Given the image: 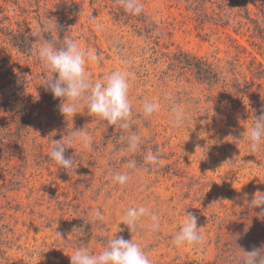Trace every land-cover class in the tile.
Wrapping results in <instances>:
<instances>
[{
  "label": "rangeland",
  "instance_id": "374dc122",
  "mask_svg": "<svg viewBox=\"0 0 264 264\" xmlns=\"http://www.w3.org/2000/svg\"><path fill=\"white\" fill-rule=\"evenodd\" d=\"M189 2L139 0L162 34L158 39L139 32L133 22L116 19L104 0L83 1L71 38L81 49H95L99 55L98 62L86 65L94 81L120 68L132 73L129 95L135 123L122 129L85 106L76 116H66L68 126L62 127L44 106L16 157L0 158V264H71L80 243L98 254L115 234L140 243L152 264H240V249L264 247V218L255 214L259 209L248 207L255 193H264V145L249 151L243 134L249 131L247 121L232 114L221 85L196 81L175 60L182 51L220 61L225 70L234 46L230 38L246 43L195 16ZM52 3L46 0L48 6L40 9L35 0H17V8L0 0V32L7 26L33 30L38 14L48 18ZM35 38L33 57L12 50L3 38L0 55L5 47L10 67L30 70L40 79L48 70L37 56L43 41ZM146 100L161 108L143 118ZM173 104L184 112L180 127L170 123ZM72 130H83L90 147L74 143L66 150L74 167L64 169L49 153L52 142ZM130 133L143 138L140 153L124 151L120 137ZM149 150L159 152L160 164L144 171L149 166L143 154ZM129 159L137 161L139 171L124 166ZM114 171L130 172L133 179L118 185L112 180ZM139 206L159 215L158 232L149 230L147 218L135 231L123 224L126 209ZM246 208L248 215L243 213ZM184 212L194 213L198 227H203L199 246L172 243ZM57 233L69 243L65 245Z\"/></svg>",
  "mask_w": 264,
  "mask_h": 264
},
{
  "label": "trees",
  "instance_id": "16d2710c",
  "mask_svg": "<svg viewBox=\"0 0 264 264\" xmlns=\"http://www.w3.org/2000/svg\"><path fill=\"white\" fill-rule=\"evenodd\" d=\"M3 1L19 8L17 0ZM35 1L37 8L41 9V5L48 6L44 4L46 0ZM83 1L53 0L49 5L48 18L44 20L38 14L33 30L7 26L0 32V39L3 38L19 54L33 57L35 35L42 41L55 39L58 45L65 37H71L74 20L82 12ZM90 2L94 3L96 0ZM104 2L116 19L133 22L134 28L139 32L143 31L150 38H163L160 32H156L158 26L151 19L152 16L144 9L139 15H132L124 10L118 0ZM189 6L195 16L230 30L234 37L244 40L246 45H241L237 39L229 37L234 46L230 47L232 57L226 61L225 70L218 64L220 61L212 62L205 57L182 51L176 54L175 60L196 81L211 87L221 85L226 105L232 110V114L238 115L239 120L245 119L247 128L250 129L255 117L264 112V0H190ZM45 26L48 31L43 30ZM1 51L0 158L12 160L30 136L35 119L43 114L44 106L55 113L62 127L68 126V120L59 111L61 100L54 98L46 88L50 73L43 72L42 78L38 79L30 70L10 67V51L5 47ZM263 145L264 141H261V146ZM11 181L13 182L12 179ZM248 212L247 208L243 210L246 215Z\"/></svg>",
  "mask_w": 264,
  "mask_h": 264
},
{
  "label": "clouds",
  "instance_id": "9594fccd",
  "mask_svg": "<svg viewBox=\"0 0 264 264\" xmlns=\"http://www.w3.org/2000/svg\"><path fill=\"white\" fill-rule=\"evenodd\" d=\"M118 2L125 11L132 15H139L143 10V5L139 3V0H118ZM102 27L100 24L96 25L97 30H101ZM43 30L48 31L49 29L45 26ZM37 56L50 73L46 88L54 98L61 100L58 107L64 118L76 116L78 111L86 106L89 112L96 114L109 124L117 125L125 130L132 128L135 120L133 119V106L129 95L131 72L120 68L94 81L88 74L86 65L98 62L100 60L99 55L96 54L95 49H81L71 37H65L59 45L55 39L44 40L38 49ZM160 108L161 105L158 102L144 101L142 104L143 118H148L159 112ZM170 112L172 126H182L184 123L183 110L178 105L173 104ZM243 134L248 137V150L256 152L261 146V141H264V112L259 117H255L252 127ZM120 139L126 145L124 148L126 153L137 154L142 151L144 141L139 134L122 135ZM52 143L50 158L64 169L74 167L72 156L66 155V150L74 143L90 147L89 137L83 130H72L61 140ZM143 162L149 166L144 171H149L152 167L158 166L160 164L159 152L151 150L145 152ZM124 166L133 172L139 171L135 159H129ZM132 179L130 172L114 171L112 173L113 182L121 186L127 185ZM248 207L259 209L255 214L264 218V193H255L248 202ZM96 216L100 220L104 219L99 211H97ZM143 218L150 221L148 228L151 232L160 230L159 215L145 206L129 207L122 217L123 224L131 231L136 230L138 223ZM202 228L198 227V218L194 213L184 212V221L179 231L174 235L172 243L176 247L199 246L204 239L201 233ZM119 231L122 229L119 228ZM57 235L61 238L59 233ZM61 240L65 245L69 243L62 238ZM240 250L243 253L240 264H264V247H253L249 251ZM70 258L71 264H152L140 243L133 242L132 239L126 240L116 234L107 240L106 246L100 253L93 254L88 245L80 243Z\"/></svg>",
  "mask_w": 264,
  "mask_h": 264
}]
</instances>
